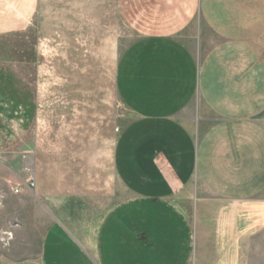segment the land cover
Here are the masks:
<instances>
[{
	"label": "crops",
	"instance_id": "crops-1",
	"mask_svg": "<svg viewBox=\"0 0 264 264\" xmlns=\"http://www.w3.org/2000/svg\"><path fill=\"white\" fill-rule=\"evenodd\" d=\"M117 1L134 37L115 74L131 118L119 195L31 201L19 181L21 217L0 264H205L237 252L239 226L264 209V0ZM38 5L0 0V36L24 30ZM221 206L231 215L217 216ZM215 218L227 227L206 232Z\"/></svg>",
	"mask_w": 264,
	"mask_h": 264
},
{
	"label": "rangeland",
	"instance_id": "rangeland-1",
	"mask_svg": "<svg viewBox=\"0 0 264 264\" xmlns=\"http://www.w3.org/2000/svg\"><path fill=\"white\" fill-rule=\"evenodd\" d=\"M118 5L39 0L24 30L0 36V108L12 105L0 112V261L21 217L14 191L23 187L19 181L40 192L28 195L31 201L37 194L101 200L119 195L118 138L131 118L117 95L115 74L122 49L134 37ZM125 136L133 141V128ZM126 163L128 190L121 195L129 201L135 171L133 161ZM230 210L221 206L217 216ZM165 213L160 209L158 216ZM251 215L239 226V250L205 257V264H264V209ZM215 220L217 225L212 221L203 229L227 227Z\"/></svg>",
	"mask_w": 264,
	"mask_h": 264
},
{
	"label": "built area",
	"instance_id": "built-area-1",
	"mask_svg": "<svg viewBox=\"0 0 264 264\" xmlns=\"http://www.w3.org/2000/svg\"><path fill=\"white\" fill-rule=\"evenodd\" d=\"M34 182L33 181H31L30 183H29V187L30 188H33L34 187ZM3 236H7V235H3ZM8 237V236H7ZM5 239L7 240V238L5 237ZM2 242H5V240H2Z\"/></svg>",
	"mask_w": 264,
	"mask_h": 264
}]
</instances>
